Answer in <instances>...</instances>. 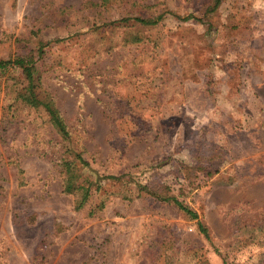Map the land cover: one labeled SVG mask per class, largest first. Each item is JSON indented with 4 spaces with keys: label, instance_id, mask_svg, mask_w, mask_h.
Wrapping results in <instances>:
<instances>
[{
    "label": "rangeland",
    "instance_id": "obj_1",
    "mask_svg": "<svg viewBox=\"0 0 264 264\" xmlns=\"http://www.w3.org/2000/svg\"><path fill=\"white\" fill-rule=\"evenodd\" d=\"M215 3L0 0V60H32L69 133L0 72V264H264V93L245 97L264 0ZM136 17L161 19L113 24Z\"/></svg>",
    "mask_w": 264,
    "mask_h": 264
},
{
    "label": "trees",
    "instance_id": "obj_2",
    "mask_svg": "<svg viewBox=\"0 0 264 264\" xmlns=\"http://www.w3.org/2000/svg\"><path fill=\"white\" fill-rule=\"evenodd\" d=\"M219 5V0H216L215 7ZM161 19V17H158L154 20H145L141 18H127V19H121L116 23H123L127 22L129 20H133L141 25H146V26H152L156 25L158 21ZM8 67H15L18 68L22 71L26 81H27V87L24 88V92L18 95V99L28 105L29 107H42L45 112L47 113L49 117V122L52 125L53 129L56 131L57 135L64 141H66L69 137V133L67 130V127L65 123L63 122L62 118L58 114L57 110L48 102L39 100L38 95L35 92V83H34V67H33V62L32 60H27L23 58H17L14 60H0V72L6 70ZM76 161H78L80 164H82L84 167H86L88 164L81 158L80 155L75 156ZM62 169L63 173L65 172V181H63V192L67 194H73L74 192L78 191L80 192L79 195V200L77 202L76 207L80 208L83 206L84 202L88 198V193H89V188H84L78 185L77 180H76V174L73 170V167L69 164L66 163L62 164ZM82 191V192H81ZM170 200V199H169ZM166 200V201H169ZM174 204L178 207V209L185 214H187L192 220L197 219L196 213L192 212L190 209L185 207L182 202H179L176 199H172ZM200 227V232L204 234L206 239H208V234L206 230Z\"/></svg>",
    "mask_w": 264,
    "mask_h": 264
},
{
    "label": "crops",
    "instance_id": "obj_3",
    "mask_svg": "<svg viewBox=\"0 0 264 264\" xmlns=\"http://www.w3.org/2000/svg\"><path fill=\"white\" fill-rule=\"evenodd\" d=\"M262 23L263 22L261 21V26L262 28H264V25H262ZM253 26L254 25L252 23L251 27H249L247 31V33H249V36L253 37L254 41L256 42V45L253 46V48H257L259 52L260 51L264 52V36L262 35L260 28L255 29ZM251 67H253L254 72H252L248 90L245 92L246 101L251 100L252 98L251 94L252 95L256 94L258 99L260 100L259 91H262V93H264V56H262V58L255 57L253 60V63H251ZM227 85L228 87L226 86V89L228 90V92L232 91V88H233L232 84L231 85L227 84ZM227 95H230V94H227ZM226 98H227V102L231 104L229 108H234L232 111L235 114L234 117H239L240 111L236 107H238L241 102L246 103L245 100H243V97L239 95L237 96L234 95V96H227ZM240 110L242 109L240 108Z\"/></svg>",
    "mask_w": 264,
    "mask_h": 264
}]
</instances>
